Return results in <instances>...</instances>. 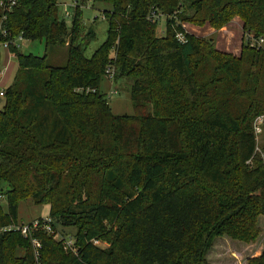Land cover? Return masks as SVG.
Segmentation results:
<instances>
[{
    "label": "trees",
    "instance_id": "trees-1",
    "mask_svg": "<svg viewBox=\"0 0 264 264\" xmlns=\"http://www.w3.org/2000/svg\"><path fill=\"white\" fill-rule=\"evenodd\" d=\"M60 1L0 0V44L17 60L0 110V264H208L216 238L253 241L264 158L255 159L250 122L264 113V50L247 43L231 56L184 24L236 15L263 36L264 0H93L108 5L107 35L90 57L93 30L77 4L69 26ZM18 37L46 52H20ZM57 47L63 65L47 62ZM106 68L130 86L133 114L111 112L100 91ZM27 199L76 227V253L42 227L4 229ZM247 264H264V245Z\"/></svg>",
    "mask_w": 264,
    "mask_h": 264
},
{
    "label": "rangeland",
    "instance_id": "rangeland-1",
    "mask_svg": "<svg viewBox=\"0 0 264 264\" xmlns=\"http://www.w3.org/2000/svg\"><path fill=\"white\" fill-rule=\"evenodd\" d=\"M65 4V5H63ZM75 4L80 7L82 22L85 29H92L95 37L91 39L85 50V55L90 57L94 50L106 39L107 35V21L103 17L102 9L108 7L104 3H94L93 0H61L59 2V14L64 16V9L66 8L69 16L65 18L66 23L70 26L72 21V14ZM243 21L240 17L234 15L226 23L217 26L210 22H204L199 24L185 23L184 28L189 33H192L198 37L204 38L206 41L212 44V46L220 51L231 54V56H238L242 52V47L249 43L250 36L248 30L243 29ZM157 35H162L164 32V17L161 16L157 26ZM19 51L25 54H33L36 56H42L45 51L43 42L20 40L18 41ZM4 49L0 46V70L3 69L1 62L4 60ZM11 57L12 70L10 78L5 81L4 85L7 87L11 84L14 74L17 69V60L15 54ZM47 62L52 65H63L66 61L65 48L57 47L54 51H47ZM258 74H256L257 81L261 83L264 88V81L260 78L264 74V58L257 66ZM6 87V88H7ZM124 80L114 82L112 77V68H106L100 83V91L106 95L108 104L111 108V112L115 115H131L133 114L132 105L130 102V91ZM0 85V90H5ZM4 105V97L0 96V110ZM259 116L264 117V113L253 116L250 125L253 128L255 125H260L262 132L255 135L257 152L255 159L264 158V118L263 123L258 124L256 119ZM255 134V133H254ZM247 163H250L248 161ZM252 163L250 164V166ZM0 204L4 210H6L5 199L0 195ZM49 206L47 204H34L30 199L22 200L18 204L17 208V225L10 224L4 229L16 228L18 226L28 225L34 220H39L40 224H43L46 220H50L49 230L43 229L48 235H51L54 240L61 243L63 251L67 253L77 252V243L75 234L77 232L74 226L60 225L55 219H51L49 216ZM257 226L260 228V232L253 241L242 242L231 239L226 236L218 237L215 240V247L207 258L208 264H247V258L256 253L260 254L264 245V216L257 218ZM30 236H28L29 238ZM38 240H32L33 245L38 247ZM92 243L98 247L106 248L108 243L102 239H92ZM260 248V249H259ZM22 253L21 251L18 254Z\"/></svg>",
    "mask_w": 264,
    "mask_h": 264
},
{
    "label": "built area",
    "instance_id": "built-area-1",
    "mask_svg": "<svg viewBox=\"0 0 264 264\" xmlns=\"http://www.w3.org/2000/svg\"><path fill=\"white\" fill-rule=\"evenodd\" d=\"M14 4H15V0H10V5H14ZM63 5H65V4H63ZM9 7L10 6H8V8ZM64 13H65V15H64L65 17L69 16L66 8L64 9ZM0 31H1V33L5 34L4 30L0 29ZM20 40H22V39L20 37H18L16 41L12 42V45H15L16 47H19L17 43ZM249 45L252 46V47H256L258 49H263L264 50V35L263 36H258V37H255V38L250 36ZM0 46H2L4 49H8L9 50L10 43L9 42H3V43L0 44ZM0 96L4 97V91L3 90H0ZM263 118H264L263 116H259L256 119V122L258 124L263 123ZM261 132H262V128L260 127V125H255L254 126L255 135H257V134H259ZM39 222H40L39 220H34L28 225H23V226L17 227V229L20 230V232H21V234L23 236H26L29 233L30 229H33V228H36V227H42V228H44L46 230H49L50 222H51L49 219L46 220L43 224H40Z\"/></svg>",
    "mask_w": 264,
    "mask_h": 264
},
{
    "label": "crops",
    "instance_id": "crops-1",
    "mask_svg": "<svg viewBox=\"0 0 264 264\" xmlns=\"http://www.w3.org/2000/svg\"><path fill=\"white\" fill-rule=\"evenodd\" d=\"M3 52H4V60L1 62L3 69L0 70V85H2L4 88H6L8 84L7 85H4V84H5V81H7L10 78V74H11V70H12V63H11L12 59H11V57L14 55L11 54V52L8 49H4ZM256 255H259V254L256 253L254 255H251V257L256 256Z\"/></svg>",
    "mask_w": 264,
    "mask_h": 264
}]
</instances>
